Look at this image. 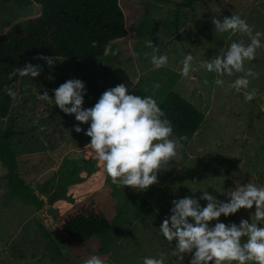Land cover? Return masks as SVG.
<instances>
[{
    "label": "rangeland",
    "instance_id": "rangeland-1",
    "mask_svg": "<svg viewBox=\"0 0 264 264\" xmlns=\"http://www.w3.org/2000/svg\"><path fill=\"white\" fill-rule=\"evenodd\" d=\"M181 3L191 5L179 7ZM119 4L126 13L127 37L113 42L103 58H56L52 68L36 58L24 59L23 66L40 64L43 71L33 79L21 77L10 115L0 128L24 132L12 147L20 157L21 177L45 198V206L37 211L13 199L0 163V264H82L94 254L105 264H142L145 256L160 253L165 264H176L174 243L158 229L170 214L172 200L192 196L193 189L198 190L197 199L204 190L227 201L236 183L264 185V47L246 63L259 73L250 82L249 90L256 89L250 102L244 100L243 90L227 89L235 76L222 77L225 86L221 87L215 84V74L201 66L219 51H227L233 40L248 42L239 33L215 34L212 18L222 21L240 15L254 30L264 32V0H119ZM39 12L36 3L21 7L0 0V34ZM148 40L159 48L158 54L168 55V65L153 68ZM185 53L194 57L190 78L180 75ZM74 78L85 84V108L119 84L134 92L140 79L146 81V95H153L159 104L160 89L171 84L204 114L203 124L188 147L179 144L175 160L158 173V183L139 192L117 186L88 154L90 138L74 131L78 123L74 117L64 116L54 124L48 118L54 103L38 99L44 91L52 97L53 89ZM154 83L160 84L159 89L153 90ZM79 211L95 212L110 221L112 229L88 242H49L43 237L42 226L50 227ZM254 211L255 207L241 209L220 220L226 225L239 224L241 219L251 222L249 213ZM52 245L59 252L56 260ZM189 258L190 254L185 256V264Z\"/></svg>",
    "mask_w": 264,
    "mask_h": 264
},
{
    "label": "clouds",
    "instance_id": "clouds-1",
    "mask_svg": "<svg viewBox=\"0 0 264 264\" xmlns=\"http://www.w3.org/2000/svg\"><path fill=\"white\" fill-rule=\"evenodd\" d=\"M211 23L215 34L239 33L246 36L248 42L233 40L227 51H219L201 66L208 73L215 74V84L221 87L225 86L222 77L235 76L227 89L243 90L244 100L252 101L256 89L249 90L250 82L259 73L246 67V63L253 61L257 50L264 47V32L254 30L246 19L235 14L225 16L222 21L214 16ZM146 46L153 49L150 63L155 70L168 65V55L158 54L159 48L153 45L152 40H148ZM36 59L44 61L49 68L57 63L56 56L41 55ZM193 60L192 54L185 53L180 68L182 77L190 78ZM42 71V65L28 62L14 69L9 79L16 75L33 79ZM48 78L54 79L52 76ZM159 87V83L153 84V90ZM5 91L15 99L16 93L11 87ZM52 92V97L44 91L38 99L53 102L64 114L74 117L78 122L74 131L78 134L83 132L90 138L86 150L102 165L113 184L138 192L146 191L158 183V173L164 166L175 160L178 140L173 135L171 121L153 95H136L125 84H119L104 91L92 107L85 108L86 87L78 78L66 80ZM80 125L88 127L83 129ZM197 191L191 189L192 196L172 200L170 214L158 228L168 242L174 243L172 255L176 264H185L188 254L187 264H264V185L236 183V187L227 194V201H220L204 190L197 199L194 195ZM200 201L206 204L202 206ZM254 207L255 211L249 213L251 222L241 219L239 224L232 222L226 225L220 220L222 216L227 218L241 209ZM82 264H105V261L94 254ZM142 264H165V255L145 256Z\"/></svg>",
    "mask_w": 264,
    "mask_h": 264
},
{
    "label": "trees",
    "instance_id": "trees-1",
    "mask_svg": "<svg viewBox=\"0 0 264 264\" xmlns=\"http://www.w3.org/2000/svg\"><path fill=\"white\" fill-rule=\"evenodd\" d=\"M21 7L36 3L40 12L35 17L14 22L6 32L0 34V122L7 120L15 99L10 98L5 89L11 87L16 93L21 77L9 74L23 67L25 58L41 55L79 61L84 58H103L109 46L127 37V18L119 0H3ZM179 7L191 3L178 4ZM136 95H146V81L140 79L134 91ZM16 98V97H15ZM159 106L171 121L173 135L186 148L201 129L204 114L190 101L173 90V85L159 91ZM67 116L53 104L49 120L58 124ZM24 135L14 129L0 128V163L6 171L10 195L24 204L41 211L45 198L26 183L19 171L20 157L12 147V141ZM184 138V139H181ZM112 229L106 218L93 211H79L59 220L50 227H41L45 239H67L88 242L103 236ZM57 259L59 252L52 245Z\"/></svg>",
    "mask_w": 264,
    "mask_h": 264
}]
</instances>
